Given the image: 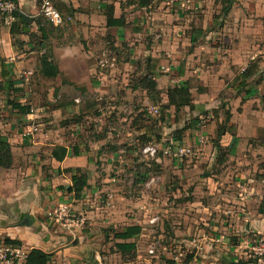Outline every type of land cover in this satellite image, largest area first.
<instances>
[{
	"label": "crops",
	"instance_id": "0c3cea01",
	"mask_svg": "<svg viewBox=\"0 0 264 264\" xmlns=\"http://www.w3.org/2000/svg\"><path fill=\"white\" fill-rule=\"evenodd\" d=\"M16 2L24 21L16 20V33H11L5 18L0 19V67L15 84L9 92L0 86V138L10 144L13 156L10 169L0 167V241L18 242L30 253L40 250L50 257L48 264H145L147 256L141 253L144 247L139 241L146 237L142 232L127 241L137 246L134 261H125L114 251L115 233L144 226L126 219L128 198L116 194L118 210L112 213L92 205L89 214L81 212L89 202L99 207L104 190L115 189L98 163L105 156L116 161L118 155L107 154L105 143L119 140L97 131L93 141L83 139L86 112L80 102H59L54 96L85 92L112 99L122 95L123 89L125 100L135 99L145 89H131L129 82L147 77L157 84L167 105L169 90H189L193 101L184 108L193 113L189 123L193 130L183 132L178 147L189 145L197 150L195 158L200 163L209 159L220 166L216 174L200 175L183 167L189 160L173 156L175 174L182 177L180 186L184 191L190 187L193 197L203 199L180 205L190 206L191 212L185 215L183 207L177 223L183 225L175 228V236L189 242L197 238L193 242L196 256L191 254L189 259L195 258L196 264H264V259L250 255L253 240L264 237V0H232L230 5L225 0H190L185 8L167 0H154L147 8L140 0L135 5L115 0H53L62 15L72 18L63 27L41 16L43 0ZM110 6L115 19L124 18L125 27H107ZM44 55L52 57L60 75L43 74ZM102 60L114 61L110 71L100 66ZM254 63L258 72L247 81H237ZM6 81L0 76V83ZM19 97L31 106L30 114L22 116L13 110L10 101ZM223 102L230 122L219 136L225 120L222 113L218 115ZM207 116L209 129L204 130L200 122ZM154 123L143 133L149 143L156 138L162 146L166 142L175 147V133L186 129L172 131L174 119L171 126ZM156 163L165 169L171 160L158 156ZM77 169L88 176L79 200L68 192ZM206 183L207 188L202 187ZM67 203L85 218L84 229L65 231L48 216ZM120 225L124 228L117 230ZM120 242L124 241H116ZM168 259L167 254L157 257L155 264L162 260L168 264Z\"/></svg>",
	"mask_w": 264,
	"mask_h": 264
},
{
	"label": "rangeland",
	"instance_id": "374dc122",
	"mask_svg": "<svg viewBox=\"0 0 264 264\" xmlns=\"http://www.w3.org/2000/svg\"><path fill=\"white\" fill-rule=\"evenodd\" d=\"M115 1H120L121 3H124V1H126L128 5H130L131 3L134 5L136 4V0ZM168 3L171 5L175 4L171 2ZM137 9L139 10L140 7H137ZM110 57L112 58L113 56L110 55ZM110 69L111 68L105 69L107 70L105 72L110 71ZM142 80V78L137 79V77L132 79L129 82L130 88H140L139 86L143 85ZM141 89L144 88L141 87ZM124 92L125 91H123L122 89V95L120 94L116 98L112 97V99L111 96L108 95L102 98L99 96V93L85 92H82L80 94L78 92H75L73 94L57 93L54 96L56 101L59 102L66 101L68 103H73L76 105H78L77 103L80 102V106H82L86 112L83 115L84 118L82 119V121H84L83 139L88 142L93 141V139L97 136V131L100 132V136L105 135L107 137V135H109L114 137V140H119L114 144H108L107 142L105 143V152L107 154L113 152L118 155V157L115 159L116 161H109V158L105 156V158H103L104 161H99L98 163L99 170H105V179L110 180L109 184L114 185L115 189L113 188V186H111L112 188L110 190H104V192L100 196V200L102 202H100L99 207L94 202H89V205L85 204L88 207L83 206L84 209H82L81 212L87 215L85 213L86 210L89 214L90 211H93V209H91L90 207L92 205V207L97 211L103 210L104 212L105 210H109L108 212L112 213L115 210H118V204L116 202L115 195L121 194L122 196L130 200V205H128V208L126 210V219H132L134 220V223L138 221V223H136L137 225H139L140 221V223L144 225L142 233H144L146 237L139 241L141 242V244H143L144 250L147 247L146 251L143 250L141 252L143 255H145L144 257L147 256V258H145L146 261H144L145 264H155V260L157 259V257L165 256L166 254L169 256L168 264L174 263L171 258L173 259L178 255H183L182 261L184 262V264H196L195 258L194 260H190L189 257L191 254L196 256L195 254L197 252V247L193 245V242H196L197 238L193 242L192 240L191 242H189L187 239L185 241H182L175 236V228H182L183 225L181 223L177 224L179 222L180 214H183L184 212V206L180 205L188 200H203L202 195L198 198H196L195 196L193 197L191 195L192 190L190 189V187H186L184 191L183 187L180 186V178L182 177L181 175L178 176L175 174L176 168L174 167L175 162H173L175 150L168 155L164 154V152H159L156 155V158L158 156L170 157L171 163L170 165H167L165 163V169H163V167L161 169V166L159 167L157 165L156 158L150 156L145 157L141 152L143 146L150 144V141L147 140V134L143 133L146 127L154 125V122H156V124L171 126V122L174 119L176 120V123L171 127L172 131L177 128H187L188 124L193 121V113L191 111H185L186 108H182L179 111H176L174 107L166 109L167 99L164 101L165 98L161 96V92L159 94H155V91H147L146 89L145 91L141 90V95H137L136 97H134L135 99L132 98L130 100H125L127 95H124ZM12 96L13 95L11 94V97ZM147 98H150V100H147ZM115 105H120L123 109L119 110ZM220 113L223 114V117H226L227 113L230 115L229 110L226 109L225 102L220 105L218 115ZM100 116L103 124H100V121L97 120V118L99 119ZM213 116L214 118L218 119L216 113H214ZM203 118L204 119H202V122L200 123L203 129L207 130L210 124L209 116ZM192 124L193 123L189 124V126H192ZM225 124L226 123L224 120L223 126H225ZM97 126H100L102 128V131H99ZM227 126L228 125L226 124V127ZM192 130L193 128H190L189 131ZM216 131L217 129L215 130V132ZM134 138H136V140H134ZM149 138L151 137L149 136ZM155 139H150L152 141V144L158 143ZM145 140H147L146 144L143 143V141ZM164 144L165 148L167 146H170V144L166 142ZM185 146H180V148H185ZM187 146L189 147V145ZM196 153L197 150L194 151L193 155H195ZM195 157L198 156L195 155L191 157L189 155L187 158H185L189 160V162H184L183 167L187 168V166H189L190 170L198 172L197 174L200 175L205 174V172H208L209 175L211 173L216 174V169H220V166L219 168H217L215 164H213L214 161L212 160L208 159L207 163H200L201 161L197 160ZM108 161L111 163H109ZM103 165L104 167H102ZM108 166L109 169H106ZM161 172L162 174H160ZM202 177L203 176H201V178ZM190 178H192V176ZM185 179L187 180V178ZM204 179L205 178H203V180ZM207 186L208 183L204 185L202 184V187L207 188ZM177 189L181 191H177ZM109 196H113V198L111 204L107 206L106 203ZM189 207H184V209H186V212L184 213L185 215H187L188 212H191L189 210ZM79 212L80 211H75L74 214L78 215ZM154 217L158 218V222L154 225H151L150 221ZM85 226L86 225L84 224L83 229L85 228ZM122 228H124V226L120 225L117 230H120ZM207 230L209 231L208 228L205 231ZM114 232L115 230L113 229V233ZM201 240L202 239H200V241ZM153 244L156 246L154 257L148 253L150 246H152ZM250 255L253 259L257 258L255 257L254 252H252L251 250ZM261 259H264V257ZM113 262H115L114 259ZM159 264H165L164 260H162V263Z\"/></svg>",
	"mask_w": 264,
	"mask_h": 264
},
{
	"label": "trees",
	"instance_id": "16d2710c",
	"mask_svg": "<svg viewBox=\"0 0 264 264\" xmlns=\"http://www.w3.org/2000/svg\"><path fill=\"white\" fill-rule=\"evenodd\" d=\"M16 5V0H11ZM230 5L232 0H225ZM229 7L224 9V14L228 13ZM16 19L21 18L19 12L17 11L15 13ZM107 17V27H125V20L124 18L115 19L114 17V7L110 6L107 7L106 12ZM5 18L4 16L0 15V19ZM24 22V21H23ZM16 24L15 22L11 24V33H16ZM39 31L44 34V24L40 23L39 25ZM51 56L50 55H44L42 57V72L47 77H57L60 75V71L57 67V65L53 62H51ZM2 69L0 71V76L3 78H7L6 82L0 83L1 89H3L6 92H9L10 89L14 88L15 84L9 79V73L5 71L4 67H0ZM259 70V67L256 63L252 64L248 69H246L243 74L237 78V81L244 80L247 81L250 78H252ZM142 88L146 89L147 91H155V94L159 92L157 91V84L150 78L145 77L143 80ZM243 84V83H242ZM16 91V90H15ZM168 105L166 106V109H169L171 107H174L176 111L181 110L185 106H191L192 104V97L190 95V92L187 88H175L168 91ZM10 105L12 106L13 110L18 114L22 116H26L31 113V106L28 102H23L22 97H19L17 99H14L10 101ZM230 122V115L227 113L225 117V123L228 125ZM226 124L222 127V129L219 132V136L223 135L224 130L226 131ZM228 127V126H227ZM192 128V126H188L186 129L180 130L175 133V139L177 140V143L175 144L174 150L178 149V146L180 144V141H182V134L185 130ZM144 144L147 143V140L143 141ZM63 151V150H62ZM63 153H65L63 151ZM75 154H78V150L75 149ZM225 155L221 156L220 161L224 160ZM13 165V156L11 152V146L5 140L4 138H0V167L4 169H10ZM87 180L88 176L85 172H83L80 169H77L73 176H72V182L73 185L71 188L68 189L69 193H73L75 198L77 200L81 199V195L84 191V189L87 186ZM142 232V228L140 226H130L125 228L121 233H115L113 236V239L115 241L114 244V251L120 253L122 255L123 260L125 261H134L137 257V246L135 243H128L127 241L131 239L137 238ZM116 241H124L120 243H116ZM2 242V241H0ZM5 244H17L20 245L18 242L5 239L3 241ZM113 251V248L112 250ZM50 262V257L43 253L40 250H32L28 259V264H48ZM172 264V263H171Z\"/></svg>",
	"mask_w": 264,
	"mask_h": 264
},
{
	"label": "built area",
	"instance_id": "2783aa9c",
	"mask_svg": "<svg viewBox=\"0 0 264 264\" xmlns=\"http://www.w3.org/2000/svg\"><path fill=\"white\" fill-rule=\"evenodd\" d=\"M171 3H179L182 7H186L190 0H167ZM18 11L17 5L11 0H0V15L4 16L8 24H12L16 22L15 13ZM41 16L52 24L55 27H63L67 24V22L71 21L72 18L70 16L62 15L54 6L53 0H43L41 8H40ZM114 65V61L112 60H102L100 61V66L103 69H106L110 66ZM36 130V129H34ZM173 147L167 146L166 148L160 143L158 144H147L143 146L141 152L147 157L156 158V155L159 152H164V154L168 155L173 152ZM194 149L192 147H178L174 153L180 158H187L189 155L195 156L198 153L194 154ZM113 196H109L107 199L106 205L109 206L112 202ZM75 208L74 204L67 203L58 206L55 210L48 213V216L65 231H71L75 228H82L85 224V218L83 215L74 214ZM158 222V218L154 217L150 223L154 225ZM250 250L254 252L255 257L261 259L264 257V238L256 237L251 243ZM156 246L153 244L150 246L148 253L152 256L155 255ZM30 256V251L23 248L21 245L17 244H5L3 241L0 242V264H28V259ZM174 264H184L183 255L175 256V258H171Z\"/></svg>",
	"mask_w": 264,
	"mask_h": 264
},
{
	"label": "water",
	"instance_id": "95a60500",
	"mask_svg": "<svg viewBox=\"0 0 264 264\" xmlns=\"http://www.w3.org/2000/svg\"><path fill=\"white\" fill-rule=\"evenodd\" d=\"M152 1H154V0H140V3H141V6L143 8H147ZM22 16L25 18L24 15H22Z\"/></svg>",
	"mask_w": 264,
	"mask_h": 264
}]
</instances>
